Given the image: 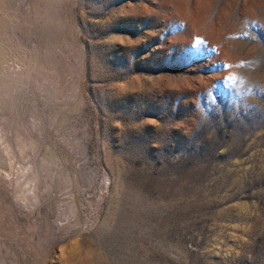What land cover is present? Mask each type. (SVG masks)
Instances as JSON below:
<instances>
[{
	"label": "rangeland",
	"instance_id": "rangeland-1",
	"mask_svg": "<svg viewBox=\"0 0 264 264\" xmlns=\"http://www.w3.org/2000/svg\"><path fill=\"white\" fill-rule=\"evenodd\" d=\"M0 264H264V0H0Z\"/></svg>",
	"mask_w": 264,
	"mask_h": 264
}]
</instances>
